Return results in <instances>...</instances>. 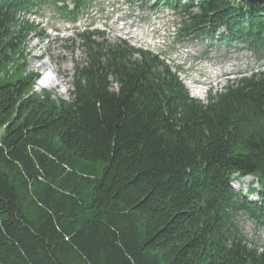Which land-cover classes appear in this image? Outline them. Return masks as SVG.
<instances>
[{
  "label": "trees",
  "instance_id": "obj_1",
  "mask_svg": "<svg viewBox=\"0 0 264 264\" xmlns=\"http://www.w3.org/2000/svg\"><path fill=\"white\" fill-rule=\"evenodd\" d=\"M93 1L0 0V264H264V73L202 103L159 56L95 32L77 35L69 100L37 94L14 65L34 31L18 17L76 19ZM127 1L179 12L184 37L264 53V4ZM248 177L259 187L237 191Z\"/></svg>",
  "mask_w": 264,
  "mask_h": 264
},
{
  "label": "rangeland",
  "instance_id": "obj_2",
  "mask_svg": "<svg viewBox=\"0 0 264 264\" xmlns=\"http://www.w3.org/2000/svg\"><path fill=\"white\" fill-rule=\"evenodd\" d=\"M160 8H152V5L141 8L127 0H99L77 24L66 21L53 7L44 8L32 17H18L22 25L27 24L34 31L29 33V38L22 45L14 65L17 69L22 68L27 74L38 77L44 76L54 67L59 75L55 87L44 90L37 86L36 81L34 92L41 94L46 91L54 100L68 101L69 92L73 90L75 66L77 63L83 64L85 58L79 40L74 43L66 41L74 39V28L87 27L104 33L112 44L120 38L130 41V35L137 38L135 42L144 38L147 43L156 46L155 51H161L167 63L179 72L187 87L191 88V80L199 79L201 83L207 84L210 95L226 88L229 80L240 79L245 74L264 73V53L255 54L239 44L234 46L236 48L231 49L227 56L220 57L225 47L205 38L184 37L181 33L184 20L178 15L179 12ZM156 42L159 44H154ZM14 65L9 70L10 75L14 74ZM219 65L221 72L217 73L218 75L212 72L208 77L210 68ZM217 76L222 79L219 83H213V78ZM192 94L207 103L208 98L204 94L195 91ZM253 182L256 183L251 177L242 178L235 182L234 187L237 191L246 192ZM254 187L259 186L255 184ZM239 222L247 235H254L255 224L249 217L241 215ZM260 235L264 245L263 232Z\"/></svg>",
  "mask_w": 264,
  "mask_h": 264
},
{
  "label": "water",
  "instance_id": "obj_3",
  "mask_svg": "<svg viewBox=\"0 0 264 264\" xmlns=\"http://www.w3.org/2000/svg\"><path fill=\"white\" fill-rule=\"evenodd\" d=\"M241 2H250V3H257V4H264V0H240Z\"/></svg>",
  "mask_w": 264,
  "mask_h": 264
},
{
  "label": "bare ground",
  "instance_id": "obj_4",
  "mask_svg": "<svg viewBox=\"0 0 264 264\" xmlns=\"http://www.w3.org/2000/svg\"><path fill=\"white\" fill-rule=\"evenodd\" d=\"M53 87H55V86H53Z\"/></svg>",
  "mask_w": 264,
  "mask_h": 264
}]
</instances>
